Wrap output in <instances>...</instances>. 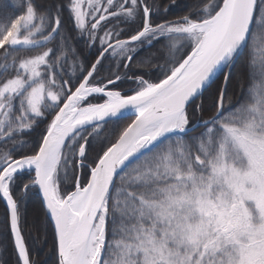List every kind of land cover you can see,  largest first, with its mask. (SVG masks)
<instances>
[{"label": "snow or ice", "instance_id": "6c2138e0", "mask_svg": "<svg viewBox=\"0 0 264 264\" xmlns=\"http://www.w3.org/2000/svg\"><path fill=\"white\" fill-rule=\"evenodd\" d=\"M0 202V264L33 230L54 264H264V0H2Z\"/></svg>", "mask_w": 264, "mask_h": 264}, {"label": "trees", "instance_id": "16d2710c", "mask_svg": "<svg viewBox=\"0 0 264 264\" xmlns=\"http://www.w3.org/2000/svg\"><path fill=\"white\" fill-rule=\"evenodd\" d=\"M0 2H2V0H0ZM72 43L75 45L76 50L78 52L83 53L82 58L84 56L88 55L87 51L84 50V45L81 44L79 42V40H73ZM3 210H4L3 202H0V217H2V215H3ZM35 210H36V202L33 198H29V200L27 201V204H26V214H27V220H28L29 226H31V224H32V220H33ZM3 231L4 230L2 228H0V232H3ZM32 234L41 240V242L38 245L34 246V251L36 253L34 258L37 259L38 261H40L41 264H44L45 261H49V262H51V264H54L55 257L53 255V251H52L53 245H52V238H51L50 231H49L46 238L39 231L33 230ZM3 242L5 244H7L9 247V254L6 257V259L9 261L14 260V257L11 255V251H10V248H11L10 241L5 239ZM45 245H47V246H45Z\"/></svg>", "mask_w": 264, "mask_h": 264}]
</instances>
